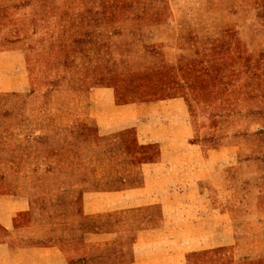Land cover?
I'll return each mask as SVG.
<instances>
[{"label":"rangeland","instance_id":"rangeland-1","mask_svg":"<svg viewBox=\"0 0 264 264\" xmlns=\"http://www.w3.org/2000/svg\"><path fill=\"white\" fill-rule=\"evenodd\" d=\"M8 44L24 48L33 71L32 88L0 93L12 191L48 192L62 217L82 218L85 191L140 183L102 172L119 176L136 169L126 158L157 153L132 146L133 131L100 136L91 93L185 94L177 155L219 169L203 178L207 194L187 197L193 219L202 211L193 233L208 239L203 264H264V0H0V48ZM181 122L171 112L154 124L178 135Z\"/></svg>","mask_w":264,"mask_h":264},{"label":"crops","instance_id":"crops-1","mask_svg":"<svg viewBox=\"0 0 264 264\" xmlns=\"http://www.w3.org/2000/svg\"><path fill=\"white\" fill-rule=\"evenodd\" d=\"M27 55L16 44L0 48V67L5 70L0 71V78H6L0 93L32 88ZM121 90L113 85L91 93L90 125L100 136L119 140L133 131L132 146L155 147L157 153L122 159L136 162L132 165L136 169L119 176L104 171L99 177L133 178L140 183L110 191H85L82 218L65 219L50 193L12 191L0 165V264H203L208 239L193 233L200 226L202 211L195 212L194 220L187 197L207 194L203 178L214 176L219 169L204 166L201 156L193 160L177 155L176 148L187 141L184 103L188 95L152 97ZM171 112L182 121L178 135L167 131L166 125L172 124H154ZM124 141L119 147L128 145Z\"/></svg>","mask_w":264,"mask_h":264}]
</instances>
